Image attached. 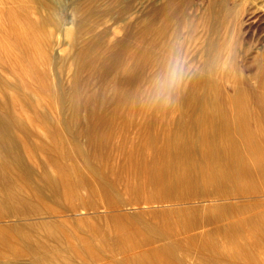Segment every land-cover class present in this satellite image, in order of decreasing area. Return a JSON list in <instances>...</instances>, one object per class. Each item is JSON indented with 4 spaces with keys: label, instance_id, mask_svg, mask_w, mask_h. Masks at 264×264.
<instances>
[{
    "label": "rangeland",
    "instance_id": "obj_1",
    "mask_svg": "<svg viewBox=\"0 0 264 264\" xmlns=\"http://www.w3.org/2000/svg\"><path fill=\"white\" fill-rule=\"evenodd\" d=\"M166 1L0 9V264H264V0Z\"/></svg>",
    "mask_w": 264,
    "mask_h": 264
},
{
    "label": "bare ground",
    "instance_id": "obj_2",
    "mask_svg": "<svg viewBox=\"0 0 264 264\" xmlns=\"http://www.w3.org/2000/svg\"><path fill=\"white\" fill-rule=\"evenodd\" d=\"M49 1L53 2L54 4L56 2H58V0H49ZM185 2H186V0H168V1L164 2L163 7L168 8V7H171L170 5H179V4H182ZM21 6H24V7L33 6V0L32 1L31 0H0V9L7 8V7H11V8L14 7L15 8V7H21ZM13 120H14V117L11 114L10 115H9V113L3 114L0 111V167H2V166H4V167L13 166V167H17V168H22L24 170L22 173V177L28 178L29 176H31V174L33 172L31 169H29L30 167L27 168V165L25 163V159L21 155L20 141L17 140V138H15L10 133V127L13 123ZM188 152L191 153L190 150ZM198 162H199V160H198ZM211 165H213V164H211ZM217 170H222V169L218 168ZM187 178H189V177H187ZM15 182L17 183V181L14 180V178L12 177V175L5 173V172L0 173V191L2 192V195L0 196V198L2 197L1 198L3 200L2 204H4V207L6 209L8 208V210L9 209L10 210L16 209V206H14L12 203L13 202L12 198L21 197L20 194L18 192H16V190L13 188V187H15L14 186ZM50 184L52 185V187H55V188H57V186H58L57 180L50 181ZM4 207H3V209H4ZM32 207L34 208V206H32ZM15 212L18 213L19 210L15 211ZM9 214H11V213H9ZM253 232H255V231H253ZM255 236H257V235H255ZM256 241H257V243H259V245H261L262 250L264 251V238H261V239L256 240Z\"/></svg>",
    "mask_w": 264,
    "mask_h": 264
}]
</instances>
